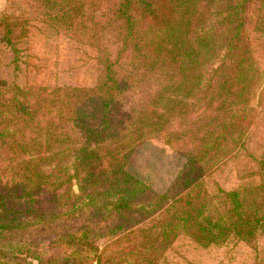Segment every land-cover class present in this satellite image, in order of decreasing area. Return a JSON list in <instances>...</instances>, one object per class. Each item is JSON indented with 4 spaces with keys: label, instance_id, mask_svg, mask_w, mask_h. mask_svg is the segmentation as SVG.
<instances>
[{
    "label": "trees",
    "instance_id": "16d2710c",
    "mask_svg": "<svg viewBox=\"0 0 264 264\" xmlns=\"http://www.w3.org/2000/svg\"><path fill=\"white\" fill-rule=\"evenodd\" d=\"M37 1L94 45L103 76L49 91L0 83V264H167L183 238L264 237V150L236 186L205 183L264 108V0ZM19 22L0 15L1 40ZM154 140L184 160L164 190L126 167ZM20 234L47 248L30 255Z\"/></svg>",
    "mask_w": 264,
    "mask_h": 264
},
{
    "label": "rangeland",
    "instance_id": "374dc122",
    "mask_svg": "<svg viewBox=\"0 0 264 264\" xmlns=\"http://www.w3.org/2000/svg\"><path fill=\"white\" fill-rule=\"evenodd\" d=\"M11 2L0 0V15L13 13L27 22H19L11 42L0 38V83L16 85L26 91L32 88H46L49 91L53 87H92L97 83L103 71L99 68L94 45L48 22L44 15V11L48 10L42 9L37 0H18L17 8L13 10L10 9ZM2 31L0 26V35ZM39 92L35 95L46 93ZM28 93L32 101V91ZM13 97L12 91L8 90L11 115L16 106ZM86 110L92 111L90 106ZM263 150L264 108H258L244 147L225 166L205 178L207 188L212 191L217 186L224 189L236 186L240 176L256 170ZM183 163L184 160L170 147L154 140L140 144L126 167L156 189L164 190L171 186ZM20 242L28 245L30 255L47 248V241L42 242L40 238L32 236H22ZM37 242L39 245L33 246ZM49 253L52 254V251L47 249L42 256L49 257ZM28 261L38 264L31 257ZM167 264H264V237L249 242L231 241L224 246L211 248L198 247L183 238L176 243L174 252L169 254Z\"/></svg>",
    "mask_w": 264,
    "mask_h": 264
}]
</instances>
